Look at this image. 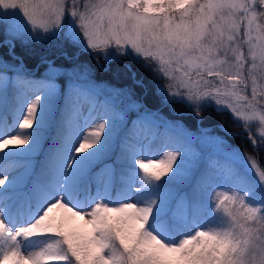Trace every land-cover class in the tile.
Wrapping results in <instances>:
<instances>
[{
	"label": "rangeland",
	"instance_id": "1",
	"mask_svg": "<svg viewBox=\"0 0 264 264\" xmlns=\"http://www.w3.org/2000/svg\"><path fill=\"white\" fill-rule=\"evenodd\" d=\"M165 1L0 0V264H53L44 255L59 237L44 232L55 215L93 236L86 264H159L126 246L116 261L97 233L99 209L121 215L122 231L161 257L200 234L229 243L223 264H264V174L255 159L213 127L191 129L179 112L142 110V96L127 88L92 84L81 61L93 56L106 70L111 58L152 62L169 100L199 114L197 123L211 106L264 141V0H174L169 10ZM60 37L76 45L78 62L36 63L29 47ZM10 137L22 150L7 148ZM228 164L242 169L253 201L223 175ZM206 167L215 179L188 192ZM154 202L163 203L155 220Z\"/></svg>",
	"mask_w": 264,
	"mask_h": 264
},
{
	"label": "trees",
	"instance_id": "2",
	"mask_svg": "<svg viewBox=\"0 0 264 264\" xmlns=\"http://www.w3.org/2000/svg\"><path fill=\"white\" fill-rule=\"evenodd\" d=\"M173 2L174 0L165 1L168 10L173 8ZM259 11L261 14H264V7L261 6ZM77 41L79 42V40ZM45 44L40 46L34 43L29 47L37 54L36 56L32 55L36 58V63L41 62L43 59H53L56 64L61 65L64 63L66 65L78 62L75 58L76 45L68 40V38L60 37L55 39L50 45ZM20 52L21 51L17 53ZM65 54L67 56H65ZM66 57L69 59L66 60ZM81 61L84 65L86 64L88 79L93 81L92 84L97 83V85H99L102 83V85L106 87L127 88L132 93H138V95L142 96L141 99L139 98L142 110L145 109V111L152 112L158 110V114H163L167 117L175 116V118L178 117L176 114L179 112L181 113V117L178 118L186 121L191 129L199 130L198 127H213V132L227 137L233 142L232 146L234 148L240 150L244 155L255 159L261 172L264 174V141L254 135L253 131H244V126L242 128L232 126V120L225 111L213 109L211 106L206 107L207 111L205 113V110L200 111L202 112L203 118L197 123L199 114H187L185 112H189L190 110L179 107L173 100H169V96L165 93V89L167 88L165 79L159 70L153 66L152 62L142 60H113L110 68L106 71H102L98 69L94 63L92 56H84ZM35 62L30 65L32 66ZM97 104L98 102H95L94 106ZM172 105L174 107H172ZM172 108L174 109L171 110ZM220 125H224L227 131H234L233 135H228L226 131L220 128ZM253 136L257 141V146L253 143ZM51 150H53L52 147ZM48 156H51V152L48 153ZM87 164H89V162ZM221 168L227 180L235 183L243 192L244 196L250 201H253L251 198L250 181L242 176V169L230 164L222 166ZM215 173L214 170L208 167L204 170L202 169L201 172L196 173L193 183L187 188V191L190 192L195 186L203 193L215 179ZM114 187L115 185L113 184L112 188ZM162 211V202L159 204L154 202L148 209L149 214L153 215L152 219L154 220L158 218ZM96 216L98 218L97 233L102 236V243L115 253L116 261L119 263L122 261L121 250L123 246L128 247L129 252L132 250L134 257L151 252L152 256L159 264H223L225 261V253L227 252L229 243L224 242V240L214 244L209 238L204 237V235L197 234L185 242L177 252L172 253L168 257H161L155 252L154 248H147L142 245L143 243L141 244L139 242L140 237L138 235H127L126 232L122 231L120 225L125 223V219L121 215L106 209H100ZM50 222L47 235L58 236L59 240L44 255V260L48 258L53 264H80V261L82 264H86L84 257L85 255L87 256L90 251L93 236L83 231L78 226L67 225L62 219L53 218ZM2 250L3 240L0 238V251ZM4 264L9 263L5 261Z\"/></svg>",
	"mask_w": 264,
	"mask_h": 264
},
{
	"label": "bare ground",
	"instance_id": "3",
	"mask_svg": "<svg viewBox=\"0 0 264 264\" xmlns=\"http://www.w3.org/2000/svg\"><path fill=\"white\" fill-rule=\"evenodd\" d=\"M22 134H24V132H21V131L17 132L14 137H17L18 135L21 136ZM14 137L7 138L6 144L8 145L7 148H10L12 151L17 152L20 149L22 150V146L18 145L20 142H19V140H16L17 138L14 139ZM27 141H29V140H27ZM88 142L89 141H87V143H85V146H88L87 145ZM91 142L92 141L90 140L89 144H91ZM29 143H30V141H29Z\"/></svg>",
	"mask_w": 264,
	"mask_h": 264
}]
</instances>
